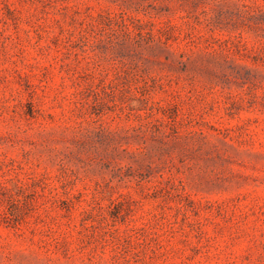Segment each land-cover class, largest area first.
<instances>
[{
	"label": "rangeland",
	"instance_id": "obj_1",
	"mask_svg": "<svg viewBox=\"0 0 264 264\" xmlns=\"http://www.w3.org/2000/svg\"><path fill=\"white\" fill-rule=\"evenodd\" d=\"M0 264H264V0H0Z\"/></svg>",
	"mask_w": 264,
	"mask_h": 264
}]
</instances>
